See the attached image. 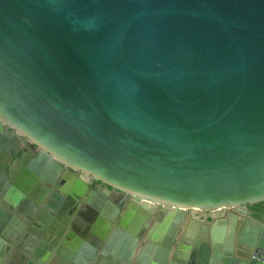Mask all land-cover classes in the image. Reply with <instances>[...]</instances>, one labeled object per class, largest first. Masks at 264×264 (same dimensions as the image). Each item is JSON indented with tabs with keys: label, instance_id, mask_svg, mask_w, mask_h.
<instances>
[{
	"label": "water",
	"instance_id": "obj_1",
	"mask_svg": "<svg viewBox=\"0 0 264 264\" xmlns=\"http://www.w3.org/2000/svg\"><path fill=\"white\" fill-rule=\"evenodd\" d=\"M11 130L42 154L8 179L16 152L0 144V252L64 167L115 192L65 191L88 207L51 264H264V211L199 234L186 218L264 202V0H0V134ZM128 197L139 206L122 213ZM150 205L166 214L150 228L161 248L134 255L126 238H143Z\"/></svg>",
	"mask_w": 264,
	"mask_h": 264
},
{
	"label": "flooded vegetation",
	"instance_id": "obj_2",
	"mask_svg": "<svg viewBox=\"0 0 264 264\" xmlns=\"http://www.w3.org/2000/svg\"><path fill=\"white\" fill-rule=\"evenodd\" d=\"M0 144L4 147H8V153L14 151L16 152L11 159L6 160L7 166L4 171L8 172V179L9 177H13V179L19 177L24 168L32 167L33 164L36 163L35 160L38 157V159H41V151L34 145L30 144L25 137L17 134L14 130H11V135H7L6 133L0 134ZM71 176L79 179L81 184L73 183L70 179ZM64 178H66V180ZM37 186L36 197L34 199H29L30 207L25 209L23 213L25 217H23V219H26V216L32 214L30 219L34 222V225L36 227L43 228L44 231L42 233H36L32 230L28 231L29 226H25L23 219H19V222L24 226L25 230L23 233L16 234V236L13 237L16 241L15 243L11 245L3 244L4 247L2 252H0V259L3 263H10V261L13 260L12 263L25 264V261H29L30 258L28 257L31 255L36 258L35 264H39L38 262L42 261L43 264L57 263V249L60 247L65 248V243L63 242L64 239L67 238L69 233H74L71 224L74 222L81 223L83 220L82 215L86 214L85 209L88 207L82 196H79V202L73 203L69 196H65V191L73 192L75 195L85 194L86 199L87 197L97 199L98 195H103L102 190L109 189V191L113 193L115 192L113 189L107 188L106 185L95 181L91 177H86L81 172H75L64 167H62V170L58 172L57 178L55 175L50 174L48 184L39 183ZM4 192L6 191L4 190ZM133 203L136 205L132 197L125 199L123 205L121 206L122 213H125L128 209L136 211L135 206H132ZM0 207L4 208L2 204H0ZM148 208L152 213H147L146 229H143V231H148L156 222L159 215L162 214V206L150 205ZM166 208L171 209L169 207ZM261 211H264V202L243 205L240 208H233L231 212H234V215H237L240 220H253V218L257 216L255 213ZM249 212L251 213L249 214ZM202 213L209 214L211 212L202 211ZM62 214H65L66 217L62 216ZM232 216L233 215L229 218ZM34 218L35 220H33ZM60 219L63 221L65 219L67 223L63 224ZM133 219H136V214H134ZM54 223H57L58 225L53 226ZM50 228H52L51 233L53 238L50 236L48 237V234H46V230ZM60 231H62V234ZM113 231L118 232L120 229H118L116 225L114 226ZM29 235H33L34 237V239H32V245H30L26 240ZM131 236L133 237L132 234H128L126 238L124 235H119V238L122 240L125 237L126 240H130L132 244L135 243V239H137V245L147 241L144 235L143 238L136 236L132 238ZM25 245L30 246L32 250L26 251L23 247ZM130 248L133 249L130 250V252H134L135 248H133L132 245ZM98 253L100 254L101 251L98 250ZM134 255H136L135 252ZM48 256L49 258L47 261H44V257ZM95 260L97 259L93 258L91 263L93 264ZM60 262L62 263L61 260ZM28 264L32 263L29 262Z\"/></svg>",
	"mask_w": 264,
	"mask_h": 264
},
{
	"label": "crops",
	"instance_id": "obj_3",
	"mask_svg": "<svg viewBox=\"0 0 264 264\" xmlns=\"http://www.w3.org/2000/svg\"><path fill=\"white\" fill-rule=\"evenodd\" d=\"M137 206H139V204L136 203ZM231 210H228V211H224V212H219V213H209V214H205V213H199V212H188L186 214V218H187V221H188V224H189V227H190V231L191 232H194L195 231V234H199L201 231H202V227L205 226V225H213L216 223L217 220H220V221H226L228 219H230L229 217L231 215H234V212L232 213ZM168 212V211H167ZM170 213V212H168ZM199 213V214H198ZM147 214V213H145ZM134 216V215H133ZM148 216V215H147ZM146 216V217H147ZM212 216L213 219H215V221L213 219H210ZM166 217V214H160L159 215V219H163ZM157 218V219H158ZM208 220H211L212 222L211 223H208ZM134 221L133 217L130 219V222L132 223ZM159 225V223H157ZM170 227L168 228H165L164 231L161 233L162 237L161 239L164 240L166 239V237H168L170 231L172 230V226L174 227L173 224H170L169 225ZM217 232H220L219 228H217ZM225 231L222 230V232H220L221 234H223ZM153 231L152 229H149L148 231H144L143 232V235L146 237V240L147 242L146 243H139L137 245V247L135 248L134 252L136 255L138 254H142V253H145L146 255L148 254H154L156 252H158L161 247L158 246V245H154L152 243H150L151 241L149 240L150 238L153 237ZM129 250H133L132 248H130Z\"/></svg>",
	"mask_w": 264,
	"mask_h": 264
}]
</instances>
